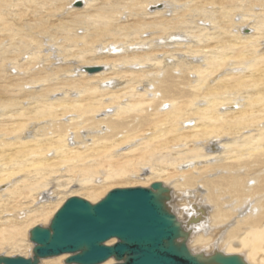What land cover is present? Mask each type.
<instances>
[{"label":"bare ground","instance_id":"1","mask_svg":"<svg viewBox=\"0 0 264 264\" xmlns=\"http://www.w3.org/2000/svg\"><path fill=\"white\" fill-rule=\"evenodd\" d=\"M156 182L193 253L264 264V0H0V255Z\"/></svg>","mask_w":264,"mask_h":264},{"label":"water","instance_id":"2","mask_svg":"<svg viewBox=\"0 0 264 264\" xmlns=\"http://www.w3.org/2000/svg\"><path fill=\"white\" fill-rule=\"evenodd\" d=\"M169 196L170 190L156 182L149 188L113 189L95 204L71 197L46 228L29 231L32 257L0 255V264H39L60 255H68L64 264L109 259L113 264H247L236 254L193 253L187 246L189 232L172 213ZM112 239L114 244L106 245Z\"/></svg>","mask_w":264,"mask_h":264},{"label":"rangeland","instance_id":"3","mask_svg":"<svg viewBox=\"0 0 264 264\" xmlns=\"http://www.w3.org/2000/svg\"><path fill=\"white\" fill-rule=\"evenodd\" d=\"M75 1V0H74ZM242 28V27H241ZM188 121H191V120H188ZM187 121V122H188ZM114 189V188H113ZM112 190V189H111ZM108 193V192H107ZM106 195V194H105ZM101 200V199H100ZM37 225H42V227L44 226L43 224H35V226H37ZM48 225V224H47ZM35 226H33V227H35ZM32 227V228H33ZM233 227V226H232ZM231 227V228H232ZM27 242V244H30V242L29 241H26ZM31 245V244H30ZM31 250H32V245H31ZM195 250V249H194ZM6 251H8V249H4V252H6ZM197 251V250H196ZM224 251V250H223ZM30 254L28 255V256H30L31 255V252H29ZM13 254V253H12ZM15 255V254H14ZM13 256V255H12Z\"/></svg>","mask_w":264,"mask_h":264}]
</instances>
